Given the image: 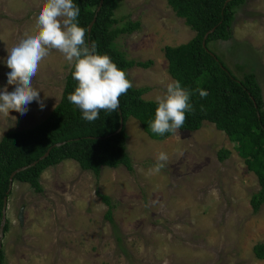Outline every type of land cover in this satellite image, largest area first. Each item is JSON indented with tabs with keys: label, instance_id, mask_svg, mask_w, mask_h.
Here are the masks:
<instances>
[{
	"label": "rangeland",
	"instance_id": "374dc122",
	"mask_svg": "<svg viewBox=\"0 0 264 264\" xmlns=\"http://www.w3.org/2000/svg\"><path fill=\"white\" fill-rule=\"evenodd\" d=\"M42 3L0 0V91L16 87L7 83L8 49L37 30ZM115 16L116 28L140 24L120 34L117 46L126 58L153 61L130 68L128 76L145 89V99L155 100L175 81L165 47L186 43L197 32L167 0H119ZM232 26L231 39L211 40L209 48L236 76L255 72L264 96V0H245ZM71 67L62 53L50 51L33 78L45 107L33 101L23 115L0 114V140L10 129L34 128L48 117ZM126 131L132 169L103 167L97 176L67 159L41 174V192L13 181L4 264H264L253 252L264 242V203L259 211L252 205L261 185L224 131L206 121L198 130L179 129L158 140L134 117ZM223 149L230 154L221 159ZM160 152L169 159L156 171ZM104 194L114 204L113 221L106 217Z\"/></svg>",
	"mask_w": 264,
	"mask_h": 264
},
{
	"label": "trees",
	"instance_id": "16d2710c",
	"mask_svg": "<svg viewBox=\"0 0 264 264\" xmlns=\"http://www.w3.org/2000/svg\"><path fill=\"white\" fill-rule=\"evenodd\" d=\"M73 2L80 9L77 22L86 29V43L91 45L94 42L99 54L108 55L127 76L128 70L136 65L145 68L152 65V60L144 62L126 58L118 48L116 39L120 34L131 33L140 27L139 22L133 21L126 22L122 28L114 27L119 0ZM167 2L197 32L186 43L165 47L169 74L190 92V103L194 108L193 112L186 113L185 123L180 129L195 131L209 121L228 135L239 155L245 159L248 169L258 177L261 189L253 195L252 205L254 211H259L264 203L263 89L255 72H246L241 78L236 76L208 45L211 40L232 38V23L245 0ZM95 16L96 21L89 34L88 27ZM73 71L72 66L59 103L43 122L34 128L10 129L0 140V226L10 177L18 168L39 160L36 165L17 172L14 181L29 183L35 191L41 192V174L48 167L67 159L77 161L84 170H91L97 176L103 167L116 168L123 165L132 169L126 131V123L130 117L137 118L144 130L158 140L173 134L157 135L152 132L149 125L155 118L158 105L155 100L143 97L144 88L135 86L120 97L116 112L101 110L97 120H84L82 111L67 99L78 86L73 78ZM197 89H203L208 95L202 98ZM122 125V129L118 131ZM48 150L49 154L40 159ZM229 154L227 149H223L220 157L224 159ZM102 199L108 205L106 217L113 221L114 204L108 195H102ZM8 228L7 221L5 232ZM253 252L256 258L264 259V242H257ZM4 258L2 248L0 264H4Z\"/></svg>",
	"mask_w": 264,
	"mask_h": 264
},
{
	"label": "clouds",
	"instance_id": "9594fccd",
	"mask_svg": "<svg viewBox=\"0 0 264 264\" xmlns=\"http://www.w3.org/2000/svg\"><path fill=\"white\" fill-rule=\"evenodd\" d=\"M79 13L73 0H43L36 16L37 30L8 49L6 64L11 71L7 74V83L16 87L11 92L7 86L0 91V114L7 117L15 110L23 115L33 101L41 109L45 107L40 90L33 86V78L40 62L53 49L74 67L72 75L78 86L67 99L82 111L84 120H97L101 110L117 111L120 97L133 86L132 82L108 55L97 52L94 42L86 43V29L77 22ZM197 91L202 98L208 95L203 89ZM155 102L158 106L149 126L157 135L178 132L185 123L186 113L194 111L190 92L179 81L168 82L165 94L157 96ZM168 159L166 153L160 152L156 157V171L164 168ZM66 199L72 197L66 195Z\"/></svg>",
	"mask_w": 264,
	"mask_h": 264
},
{
	"label": "water",
	"instance_id": "95a60500",
	"mask_svg": "<svg viewBox=\"0 0 264 264\" xmlns=\"http://www.w3.org/2000/svg\"><path fill=\"white\" fill-rule=\"evenodd\" d=\"M101 4H102V2H101ZM95 21H96V16L94 17L92 23H91V24L89 25V27H88V32H89V34L91 33V30H92V27H93ZM122 127H123V125L118 129V131H120V130L122 129ZM118 131H117V132H118ZM49 150H50V149H49ZM49 150H48L43 156H41L40 159H44V158L49 154ZM38 161H39V160L34 161V162H32L31 164H29V165H27V166H23V167L18 168L17 170H15V171L12 173V175H11V177H10V186H9V190H8V192H7V195H6L5 198H4V205H3V211H2V212H3V216H2L1 226H0V252H1V249H2V243H3V242H2V239H3L4 234H5V225H6V222H7L8 198H9V193H10V191L12 190V187H13L14 176H15V174H16L17 172H20V171H22V170L27 169L28 167H32V166L36 165V164L38 163ZM24 217H25V215H24V208H22V209H21V212H20V214H19L20 222L24 223Z\"/></svg>",
	"mask_w": 264,
	"mask_h": 264
}]
</instances>
